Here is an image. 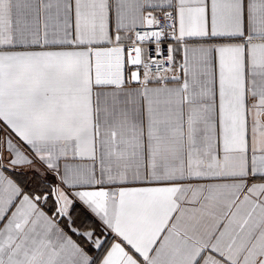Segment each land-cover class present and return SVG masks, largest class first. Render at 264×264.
<instances>
[{
    "label": "snow or ice",
    "instance_id": "obj_1",
    "mask_svg": "<svg viewBox=\"0 0 264 264\" xmlns=\"http://www.w3.org/2000/svg\"><path fill=\"white\" fill-rule=\"evenodd\" d=\"M0 264H264V0H0Z\"/></svg>",
    "mask_w": 264,
    "mask_h": 264
}]
</instances>
